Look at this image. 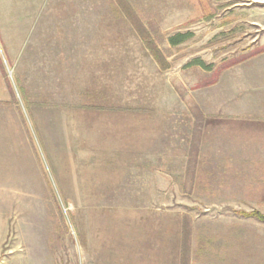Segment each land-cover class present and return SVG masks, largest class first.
<instances>
[{
  "label": "rangeland",
  "instance_id": "374dc122",
  "mask_svg": "<svg viewBox=\"0 0 264 264\" xmlns=\"http://www.w3.org/2000/svg\"><path fill=\"white\" fill-rule=\"evenodd\" d=\"M176 33L191 35L172 45ZM53 45L62 53H47ZM98 46L99 64L79 60L82 47ZM245 60L264 64V0H0V67L19 96L8 102L13 119L5 121L0 107V264H89V223L114 227L129 217L182 223L196 242L216 235L237 264H264V223L246 214H264L262 97L245 103L251 118L232 125L233 142L252 145L231 151L232 166L214 164L229 151L207 148L200 165L191 157L189 176L176 165L171 190L163 183L153 197L111 191H148L150 182L131 174L127 153L128 163L104 173L96 163L117 152L97 150L99 135L85 130L86 123L133 127L152 119L159 138L171 128V140L189 141L197 93ZM42 72L46 97H38ZM97 90L103 97L91 96Z\"/></svg>",
  "mask_w": 264,
  "mask_h": 264
},
{
  "label": "crops",
  "instance_id": "0c3cea01",
  "mask_svg": "<svg viewBox=\"0 0 264 264\" xmlns=\"http://www.w3.org/2000/svg\"><path fill=\"white\" fill-rule=\"evenodd\" d=\"M60 47L49 46L50 49L47 50V53L61 54L62 49ZM82 48L86 50L80 51L79 60L81 62L87 63L88 61L99 64L102 61L103 46H98L96 49L93 47L92 52L88 51L87 47ZM147 50L151 59L158 65L159 63L151 55L149 47ZM106 52L108 51L106 50ZM55 63L54 58L53 68H56ZM231 66L224 69L213 83L201 88L197 93L199 111L196 119H193L192 124L189 125L192 128L190 132L192 138L189 141L178 143L171 140L173 139L172 129L169 127L165 139L163 140L161 136L159 138L162 132L158 131L156 121L154 122L152 119L149 120V124L135 122L133 127L123 125L124 122H121L119 126L116 125V127L108 124L101 126L100 123L96 125L86 123V132L99 135L98 138L101 141L96 146L97 150L106 149L115 151L114 153L117 152L113 159L106 158L105 161L96 163L100 167L103 166L102 171L104 173L111 172V167L118 166L120 162L128 163L127 158H125L128 155L133 156L132 161L135 166L131 174L148 176L147 181L150 182V190L148 191L128 189L127 185H120L123 189L114 188L111 191L121 192L122 190L127 194L118 195L126 197H153L157 195L159 189L163 188L164 183L165 188L162 190L169 192L171 190L170 185L175 181L174 167L176 165L183 166L184 169L181 172L185 179L190 174L188 165L190 160H193L191 157L196 159V164L192 163V165H200L204 160L205 149L207 148L211 150L220 148L229 151H220L218 157L221 158L218 162L214 161V164L232 166L231 151L238 148L247 149L252 146L237 140L233 142V139L238 137V132L232 125H235L239 120L252 117L250 115L252 112L245 109V103L251 98L262 97L264 100V64L245 60ZM41 69L44 70L46 67L43 66L42 68L41 65ZM42 78L38 84V90L42 93L38 97H46L44 72H42ZM57 85L59 86L60 82H57ZM83 86L87 88L86 84ZM91 96L103 97L98 90L95 93L92 92ZM12 97L19 96H15L7 84L0 67V107L5 108L1 113L5 121L6 119H13L12 112L7 109L8 102H12ZM24 97L28 96L24 95ZM54 97H62V91H54ZM81 97H87L86 93L81 94ZM96 112L92 111L89 114L93 115ZM257 116L264 119V112ZM126 126L134 129L133 140L127 136L131 132ZM218 132H220L221 138L217 139L215 134ZM7 133L6 138H8ZM206 133L213 136V140H210L209 143L204 141ZM103 138L106 139L104 144ZM5 143L7 146L8 141ZM128 150L133 151L132 153L126 152ZM161 151H165V153L162 154ZM126 153L127 155H125ZM109 155H113V152H110ZM117 158H120V161L115 163ZM107 166L110 167L108 170L105 169ZM197 175L200 176L198 170ZM196 180L199 181L198 178ZM89 224L91 228H88L86 235L89 264H237L236 260L232 261L231 251L227 252L226 249L215 244L216 235H210L206 238L200 237L196 242L193 236L185 237L184 230L190 227L184 228L182 223L143 222L141 217H138V220H132L129 217L128 221L118 222L114 227H110L109 223L104 221L90 222Z\"/></svg>",
  "mask_w": 264,
  "mask_h": 264
},
{
  "label": "trees",
  "instance_id": "16d2710c",
  "mask_svg": "<svg viewBox=\"0 0 264 264\" xmlns=\"http://www.w3.org/2000/svg\"><path fill=\"white\" fill-rule=\"evenodd\" d=\"M190 35H191V33H176V34H174L173 36H171V37L169 38V43L172 44V45L179 44V43H181V42H184L186 39H188ZM150 50H151V55L155 58V60H157L158 63H160L159 60H158V55H157V53H155V52L153 51V49H150ZM166 64H167V63H166ZM196 64H198L199 66H200V65L202 66V62H201L200 60H198V61L196 62ZM164 66H165V64H164ZM161 68H163L162 65H161ZM164 68H166V66H165ZM164 68H163V69H164ZM246 214H248L249 216H253V217H255L257 220H259L260 222H263V223H264V214H262L260 211H258V210H253V211L248 212V213H246Z\"/></svg>",
  "mask_w": 264,
  "mask_h": 264
}]
</instances>
